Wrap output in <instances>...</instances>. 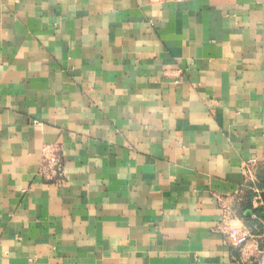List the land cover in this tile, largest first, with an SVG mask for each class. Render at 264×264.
<instances>
[{
  "label": "crops",
  "instance_id": "crops-1",
  "mask_svg": "<svg viewBox=\"0 0 264 264\" xmlns=\"http://www.w3.org/2000/svg\"><path fill=\"white\" fill-rule=\"evenodd\" d=\"M251 158L264 0H0V264L252 260Z\"/></svg>",
  "mask_w": 264,
  "mask_h": 264
},
{
  "label": "built area",
  "instance_id": "built-area-1",
  "mask_svg": "<svg viewBox=\"0 0 264 264\" xmlns=\"http://www.w3.org/2000/svg\"><path fill=\"white\" fill-rule=\"evenodd\" d=\"M260 167L259 162L255 158L248 159L243 162L241 171L244 177V183L252 191L255 192L252 197V205L258 207L264 204V199L261 196V191L254 189L251 184L256 180V172ZM42 173L50 180L56 178V183H61L62 181V161L60 155L55 152H48L43 158L42 162ZM228 214H224L223 220L227 218ZM247 239V233L241 228L233 225L226 231L225 240L230 243L234 248L238 250L245 244ZM236 264H264V246L258 251L257 256L254 259L244 260L238 259L235 261Z\"/></svg>",
  "mask_w": 264,
  "mask_h": 264
},
{
  "label": "rangeland",
  "instance_id": "rangeland-1",
  "mask_svg": "<svg viewBox=\"0 0 264 264\" xmlns=\"http://www.w3.org/2000/svg\"><path fill=\"white\" fill-rule=\"evenodd\" d=\"M259 168H260V167H259ZM259 168H258V169H259ZM256 181H257V172H256V180L254 181L253 184H251V186H252L253 188H255V187H254V184H255ZM249 189H250V188H249ZM250 191H252V190L250 189ZM259 191H261V190H259ZM252 192H254V191H252ZM254 194H255V192H254Z\"/></svg>",
  "mask_w": 264,
  "mask_h": 264
},
{
  "label": "trees",
  "instance_id": "trees-1",
  "mask_svg": "<svg viewBox=\"0 0 264 264\" xmlns=\"http://www.w3.org/2000/svg\"><path fill=\"white\" fill-rule=\"evenodd\" d=\"M253 196H254V195H253ZM253 196H252V197H253ZM262 196L264 197V194H263Z\"/></svg>",
  "mask_w": 264,
  "mask_h": 264
}]
</instances>
